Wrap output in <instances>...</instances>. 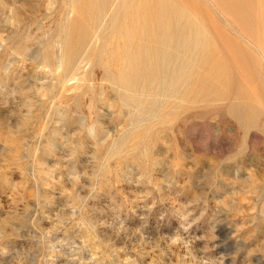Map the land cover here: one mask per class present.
Returning <instances> with one entry per match:
<instances>
[{
  "label": "rangeland",
  "instance_id": "rangeland-1",
  "mask_svg": "<svg viewBox=\"0 0 264 264\" xmlns=\"http://www.w3.org/2000/svg\"><path fill=\"white\" fill-rule=\"evenodd\" d=\"M0 264H264V0H0Z\"/></svg>",
  "mask_w": 264,
  "mask_h": 264
},
{
  "label": "bare ground",
  "instance_id": "bare-ground-1",
  "mask_svg": "<svg viewBox=\"0 0 264 264\" xmlns=\"http://www.w3.org/2000/svg\"><path fill=\"white\" fill-rule=\"evenodd\" d=\"M104 8H106V7H104ZM81 9V8H80ZM107 9H108V7H107ZM106 9V10H107ZM81 12V11H80ZM101 12V11H100ZM103 12H104V10H103ZM106 12V11H105ZM72 13H73V11H72ZM106 14H107V12H106ZM80 15V14H79ZM82 15V14H81ZM96 15V14H95ZM100 15V14H99ZM104 15H105V13H104ZM77 16H78V14H77ZM89 16V15H88ZM78 17H80V16H78ZM77 17V18H78ZM94 17H99L98 16V14L96 15V16H94ZM76 18V19H77ZM81 18V17H80ZM75 19V20H76ZM101 19V18H100ZM83 20V19H82ZM99 20V19H98ZM97 20V21H98ZM105 20V19H104ZM103 20V21H104ZM116 20V19H115ZM94 21V20H93ZM85 22V21H84ZM95 22V21H94ZM76 23V22H75ZM95 25H96V22H95ZM101 26V25H100ZM99 26V27H100ZM96 27V26H95ZM92 28V27H91ZM94 28V27H93ZM97 28V27H96ZM163 29H164V27H163ZM97 30H99V29H97ZM172 31V34H174L175 36H181V32L178 30V33H177V30H171ZM99 32V31H98ZM145 33V36H148V34H147V30H146V32H144ZM93 34H95V31L93 32ZM92 34V35H93ZM98 34V33H97ZM70 35V34H69ZM92 35L91 36H89L88 37V39H90L91 37H92ZM83 36V35H82ZM96 38V37H95ZM82 39V38H81ZM90 42V41H89ZM89 44V43H88ZM22 46V45H21ZM86 41H84L83 43H78V45H76L75 47H73L72 49H70V50H65V47H64V49L62 50V52H59L60 54H58V57H56L57 58V62L56 63H58V64H60V67H61V65H66L68 68H70V67H72V66H74V64L77 62V60L81 57V56H83V55H86V53H85V50H86ZM191 46H193L192 48H191V51H195V48H196V45L195 44H191L190 46H189V48L191 47ZM63 47V46H62ZM67 48V47H66ZM164 48V46L163 45H160V44H158L157 46L155 45V48H153V53H155V54H159L160 56H163V57H165V55H166V52L164 51L165 49H163ZM22 49V48H21ZM68 49V48H67ZM21 51V50H20ZM49 51V50H48ZM60 51V50H59ZM150 51V49H149V47H144L143 49H142V52H144V53H146L145 55H147L148 53H150L149 52ZM46 54H48V53H46ZM191 54V56H195L194 55V53H190ZM189 54V55H190ZM89 56V55H88ZM87 55L85 56V60H90V57H88ZM44 57H45V55H44ZM47 57V56H46ZM147 59H150V58H147ZM46 60V59H45ZM56 60V59H55ZM81 61V60H80ZM85 63V62H84ZM90 63V62H89ZM132 64H130V65H134L135 66V71L134 72H132L129 76H124V75H122L120 78H116L115 80H113V81H111L112 83H114V84H116V85H119V86H121V87H126V88H129L130 90H132V91H135V92H139V94L138 95H140V93H144V95H145V93H147V95L149 94V92H150V90H151V88L148 86V85H146L145 83H147L148 81L146 80V79H150L151 78V80L150 81H153L154 82V80L156 79V76H152L153 75V70L155 71V68H157V67H160V65L157 63V62H150V60H143V61H139V60H136V61H132L131 62ZM136 65H137V67H136ZM138 66L139 67H141L143 70L141 71V69H138ZM59 67V68H60ZM81 66H79V68H80ZM63 68V67H62ZM62 68H60V69H62ZM76 69V68H75ZM56 70V69H55ZM63 70V69H62ZM86 70V69H85ZM64 71V70H63ZM79 71V70H78ZM72 72H74V71H72ZM57 73H58V70H57ZM63 73V72H62ZM104 73H108L109 75H110V70L109 69H105L104 70ZM61 75V74H60ZM65 75V74H64ZM63 76V75H62ZM105 76V75H104ZM107 76V75H106ZM159 76H161V75H159ZM109 77V76H108ZM158 77V76H157ZM165 78V76H161V78ZM59 78H57V80H58ZM61 79V78H60ZM187 79V78H186ZM65 80V79H64ZM102 81L103 80H106V81H110V77L109 78H105V77H102V79H101ZM164 80V79H163ZM60 80H58V82H59ZM61 81H62V79H61ZM68 81V80H67ZM67 81H64V83H62V88H65L66 87V82ZM149 81V82H150ZM61 84V83H60ZM80 85H81V83H80ZM116 88V87H115ZM118 88V87H117ZM124 91V90H123ZM161 91V90H160ZM163 91V90H162ZM127 92V91H126ZM164 92V91H163ZM162 93V92H161ZM125 94V93H124ZM128 94H130V93H128ZM133 95V94H132ZM146 95V96H147ZM134 96V95H133ZM124 97V96H123ZM125 99V98H124ZM126 100V99H125ZM131 106V105H130Z\"/></svg>",
  "mask_w": 264,
  "mask_h": 264
}]
</instances>
